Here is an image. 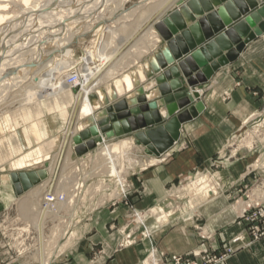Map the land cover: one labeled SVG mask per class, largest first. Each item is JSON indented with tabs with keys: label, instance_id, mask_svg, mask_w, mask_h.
I'll return each mask as SVG.
<instances>
[{
	"label": "bare ground",
	"instance_id": "6f19581e",
	"mask_svg": "<svg viewBox=\"0 0 264 264\" xmlns=\"http://www.w3.org/2000/svg\"><path fill=\"white\" fill-rule=\"evenodd\" d=\"M129 1L0 0V66L9 71L8 74L0 72V110H10L15 106H19L21 118L25 120L30 119L33 115V111L26 105L42 104V109L38 111L40 118L35 124L41 145L28 149L31 140L27 129L23 126L17 130V125L14 123L10 127L12 129L10 137L4 138L2 142L0 141V154L3 151L7 153V158L2 159L0 157V166L3 165L5 160H11L7 166L9 174L4 178L0 198L8 204L15 200L19 201V213L34 232L32 258L36 264H49L55 256L63 251L64 246L59 244L58 240L49 247V241L45 234L46 226L52 218L59 215L62 206L68 205L73 201V198H77V195L83 191L82 189L85 186V182L83 184L75 181V194L73 196L72 193L65 192V195L59 190L61 186L67 185V182L65 183V180L61 177L65 170L64 167L68 164L70 150L73 152L72 137L95 124V115L105 107L107 100L113 97L122 99L144 83L143 67H145L150 53L139 62L131 73L114 78L111 82L105 84V89L97 85L109 76L116 65L123 62L126 52L127 55L130 52L132 54L133 48L147 42L144 48L146 51L150 41H153V44L161 42L153 30L152 24L168 13L171 5H175L177 2V0H142L146 7L139 9L138 12L134 10V12H137L136 15L127 13L116 19L115 15L119 12L123 13L125 11L123 6ZM107 3L114 5L115 9L108 18L104 19L101 12ZM93 18L99 20V24L101 22L107 23L110 19L114 20L110 21L115 27L113 26L114 29H112V26L106 25L104 32L98 35L101 38L97 49L86 50L82 64H79L78 68L74 69L71 74L64 76V73L62 74V72H65L63 71L64 67L59 70L63 57L57 59L59 57L58 53H62V56L70 55L71 51H66L67 47L79 36L87 34H81V32L85 24ZM18 31L21 33L17 37ZM9 39H11V42H8ZM24 40L26 43L23 42ZM15 51L22 55L19 57L16 53L17 56L13 53ZM137 61L138 58L133 59L132 64H137ZM76 88H79V90H76ZM92 94L95 97H92ZM46 99H52V103L50 102V105L46 104ZM66 111L68 113L65 114L67 118L63 122V140L58 144V151L52 154L51 150L55 147L56 139L50 137V131L45 123L46 121L44 122V118L45 115L53 114L64 117L63 113H66ZM4 125L6 128L7 124ZM2 126L0 123V130L4 129ZM67 136L69 139L65 143ZM132 146L137 147L131 138L108 141L99 145L96 148L97 151L89 152L87 155L78 158L79 163L85 167L89 162L88 155L95 153L93 160L96 169L100 170L101 174L115 177V180H110L113 185L110 196L117 199L127 193L124 188V179L129 170H133L137 166L143 168L146 164L145 161L131 155V152L135 150ZM23 149H26V151L22 152ZM62 152L61 164L63 163V169L60 171L61 176L59 173L60 178L56 186L53 187L51 184H53L54 173ZM163 155L167 156V152ZM9 157L13 158L10 159ZM164 160L165 158L162 159V161ZM42 164H48V169L45 168L48 177L38 184L41 185V188L37 187L36 189L35 187L38 186L36 185L33 187L34 190L31 188L17 197L12 191L9 175ZM260 168L264 169V163ZM211 180L209 175H199L191 184L183 186L180 191L185 193L195 189L204 192L208 198H213L216 195V189L211 185ZM99 186L101 189V183ZM260 188L262 189L259 190L260 198L263 200L264 181ZM105 196L103 195V197ZM159 211L162 213L161 209ZM73 216L74 214L71 213L69 218L72 219ZM135 218L136 221L138 220L137 225L144 230L143 232L141 229V237L149 238L151 232L146 229L144 218L138 217L137 214ZM131 235V233H128L124 237L128 241ZM145 261L144 264L155 262L154 253H151Z\"/></svg>",
	"mask_w": 264,
	"mask_h": 264
},
{
	"label": "crops",
	"instance_id": "0c3cea01",
	"mask_svg": "<svg viewBox=\"0 0 264 264\" xmlns=\"http://www.w3.org/2000/svg\"><path fill=\"white\" fill-rule=\"evenodd\" d=\"M174 6L171 5L168 10ZM161 45L162 42L153 44L150 41L137 64H132V60L128 59L130 62L116 65L97 86L103 87L114 78L131 73L135 68L117 76L123 69L136 67ZM235 74L240 76L237 79L240 85L234 82ZM205 88L199 93L205 106L204 111L181 126L180 138L167 152V156L163 155L159 159L147 157L142 147L132 146L141 154L137 158L146 164L129 181L131 188L127 196L120 198L115 205L111 203L94 209L86 214V219V215L79 212L78 215H84V219L73 228L68 226L66 231L70 233L67 238L69 243L62 245L63 251L49 264H144L154 250V260L160 259V253L165 254V259L173 256L189 257L192 252L204 250L220 255L237 236H242L244 243L249 245L235 251L223 264H264V239L251 242L246 224L237 219L242 203L236 208L229 203L230 199L238 196L237 192L243 185L252 183L251 176L244 178L241 175L239 160L227 161L228 169L221 171L218 181L221 192H216L213 198L195 189L197 194L193 190L185 193L180 192L181 189L178 191L183 179L213 165L217 154L220 155L226 149L228 139L237 134L242 121L258 110L260 96L264 94V35L245 46L237 60L220 69ZM225 91H230L228 99H223ZM239 136L240 133L236 137ZM256 167L259 168L260 163L252 164V169ZM211 185L215 187L214 179ZM124 188L126 190V184ZM178 193L182 196L191 194L186 207H180L176 202L174 205L171 200ZM252 194L254 197L259 196L256 200H261L259 191L255 190ZM106 196L114 198L110 194ZM0 203L3 210L11 206L2 198ZM133 212H138V217L144 218L145 227L151 232L149 238L140 236L142 228L133 224ZM66 231H63L62 238ZM128 233L132 235L127 241L124 235ZM61 254L64 255L62 258L54 260ZM0 264L17 262L5 263L0 257Z\"/></svg>",
	"mask_w": 264,
	"mask_h": 264
},
{
	"label": "water",
	"instance_id": "95a60500",
	"mask_svg": "<svg viewBox=\"0 0 264 264\" xmlns=\"http://www.w3.org/2000/svg\"><path fill=\"white\" fill-rule=\"evenodd\" d=\"M152 28L162 45L147 57L144 83L122 99L107 100L95 124L72 137L76 157L124 137L146 156L168 152L181 126L204 111L199 91L264 35V0H177ZM45 168L11 173L13 193L21 196L45 181Z\"/></svg>",
	"mask_w": 264,
	"mask_h": 264
},
{
	"label": "rangeland",
	"instance_id": "374dc122",
	"mask_svg": "<svg viewBox=\"0 0 264 264\" xmlns=\"http://www.w3.org/2000/svg\"><path fill=\"white\" fill-rule=\"evenodd\" d=\"M144 7L146 6L144 5V2H142V0H130L129 2L125 3V5L123 6V10H125L124 12L126 13L119 12L117 15H115V17L116 19L121 18V16L127 13L131 15L134 13L133 15H136L139 9H142ZM114 9H115V6L112 5L111 3L105 4L101 12V14L103 15L102 17L104 19L108 18L110 16V13ZM134 10L137 12H134ZM109 21L107 23L101 22V24H99L100 23L99 20H95V18L91 19L87 24H85L86 29L84 27V29L81 32V34L83 33H87V34L79 36L72 42L71 44L72 46L70 45L67 47L68 49L66 51H71V54L62 56L63 55L62 53H58L59 57H57V59H60L63 57V59L61 60L62 61L61 65L59 66V68L60 67L61 68L59 70H62L63 69L62 67H64L63 71L65 72H62V74L64 73L63 74L64 76L71 74L74 71V69L78 68L79 64H82V61L85 58L84 52L86 50H89L92 48L97 49V45L99 44V41L101 38V36L98 37V35L104 32L106 25H109L110 27L111 26L115 27V25L111 24V21H114V20H111L110 22ZM114 27L112 29H114ZM20 33L21 32L19 31L17 32V37H18V34ZM8 42H11V39H9ZM23 42L26 43L25 40ZM146 43L143 45H138V47L136 46V48H133L132 54H130L131 52L129 53L130 55L129 54L127 55V52H126L124 54L125 57L122 63H126V62L128 63L135 58H140V57L142 58L143 52L145 51L144 48L147 45ZM13 53L14 54L18 53L19 57L22 55V54H19L18 51H15ZM134 68L136 67L130 66L126 69H123L119 71L117 76H120L124 72L133 70ZM4 69L5 67L0 66V72H5L4 74H8L9 71L4 70ZM56 77L58 78L59 76H56ZM234 78H235V81H234L235 84L240 85L239 84L240 82H238L237 80V79H240L239 74H235ZM102 86H103L102 89H105L106 86L105 85H102ZM77 89L79 90V88H76V90ZM229 95H230V91H225V94L223 95V99H228ZM92 97H95V96L92 94ZM51 100L52 99H46L45 103L50 105L52 103ZM26 106L30 107V109L33 111V115L30 119H25V120L21 118L19 106H15L13 109H10V110H7V109L0 110V123L1 125H3L2 127L4 128L3 130H0V141L1 142L4 140V138L10 137V135L12 134L11 133L12 129L10 127H11V124L14 123L17 125L16 126L17 130H19V127L21 128L23 126L27 129L28 136L30 137V140H31V145L28 147V149L36 148L42 144L41 141L38 139V131L35 126L38 119L40 118L38 111L42 109V104L34 103V104L26 105ZM67 113L68 111H66V113H63L64 117H60L59 114L45 115L44 122L46 121L45 123L47 124L49 128V131H50L49 135L50 137L56 139L55 147L53 150H51L52 154H55V152L58 151V144H60L63 140V135H62V132L64 129L63 122L66 121L67 116L65 114ZM263 122H264V94L260 96V104H259L258 110L252 113L249 117H247L245 120L242 121L240 128H238L239 130L237 131V134H234L228 139L227 144H226V149H224L220 153V155L217 154L216 158L213 160V165L210 168H206L205 170L196 171L192 175L183 179L182 182L180 183V186H179L180 188H178V191H179L183 186L191 184V182H193L197 176L206 174V175H209L210 177L212 176L211 179H214L215 189L217 190L216 191L217 194H219L221 190L218 185V181L220 180L221 171L228 169L226 168L228 165L227 161H229L230 163L235 160H239L238 165L241 167V170H242L241 175L244 176V178L251 176L252 183L251 185L250 184L243 185L242 188L238 190L237 192L238 196L235 199H230L229 203L233 205L235 208L238 206V204L242 203V207L241 208L239 207V208L241 210L245 209L246 214L244 213L245 215L243 214L244 216H241L242 212L241 210H239L237 219L240 222L246 224V231H247V234L251 238V242L260 241L264 239V218L256 219L251 222H246L247 220H249V218H252L253 214H257L259 212L260 207L258 206L264 202V199L256 200L257 198H259V196L254 197L252 194L253 191L255 190L256 191L262 190L260 187H261V184L263 183L262 180H264V169L260 170V167L259 168L256 167L252 169V164L260 163V166H261L264 163V123ZM4 124H7L6 128ZM239 133H240V136L236 137L237 135H239ZM120 139H123V138H120ZM24 151H26V149L22 150V152ZM72 153L73 152L71 150L68 165L64 167L65 170L61 177V179L65 180L64 181L65 183L67 182V185L61 186L59 190L60 192H63L64 194L65 192L72 193V196H73L75 194L74 187L77 181L83 184L85 182L84 184L85 186L82 189L83 191L77 195V198H73V201L68 203V205L62 206L60 208L61 212L59 213V215L56 218H52L48 222V226H47L48 228L46 230L47 232L45 231V234H46L47 240L49 241L48 243L49 247H51L53 243L56 242L57 240L59 241V244L61 245H64V246L68 245L69 240H67V238L70 235L69 231L65 233L63 238H62V235H63V231H66L69 225L70 227L72 226L73 228L76 224H79L81 220L84 219L83 218L84 215L91 213L92 211H94V209L102 207L106 204H111V203L112 205H115L120 198L122 197L125 198L129 192L128 191L129 187L131 188L129 181L141 169L139 166H137L133 170H129V173L127 174L125 178L127 193L124 196H121L120 198L115 199V200L114 198L109 199L110 197H107V196L103 197V195H107L111 193V189L113 185L110 182V180L112 181L113 178L110 176H106L104 173L101 174L100 170L96 169V165L93 160V155L95 153L90 154L89 162L85 166L86 168L80 165L78 157H76L74 153L73 154ZM131 155L132 156L135 155L134 157L141 156V154L137 153L136 150L132 151ZM0 157L2 159L7 158V153L3 151L0 154ZM223 158L225 159L223 160ZM9 161L11 160H5L3 165L0 166V196L2 195L1 190L3 189L2 187H3L4 178L9 174L8 169H7ZM243 164L244 166H242ZM62 165L63 163L58 168H56L57 173L55 170L54 174L56 175H55V178H53L54 179L52 182L53 184H51V186L53 187L56 186L61 176L60 171H62L63 169ZM42 168H45L44 164L29 168L27 170L18 171V172H27V171H32V170H39ZM59 173H60V176H59ZM71 181L73 182L71 183ZM100 183L103 189L99 188ZM40 186L41 185H38L35 188L37 189V187L39 188ZM35 188H32V189L34 190ZM182 193H184V191ZM193 193H196V192L193 190ZM189 196L190 195L182 196V194L178 193L171 200L174 201V205L176 202V205L180 207H186L187 205L186 203L188 201ZM18 202H19L18 200H15L13 203L11 202V206H9V208L5 210L1 209L2 206H0V209H1L0 210V253H1L0 257H1V260L4 261L5 263L8 261L9 262L12 261V262H17V264H36L35 262H33V258H32V255L34 253V247H33L34 232L32 231V229H30V226L23 220L22 215L19 213ZM72 210L75 213H74L73 218L70 219L69 215L73 212ZM79 212L80 214H84V215L79 216L78 215ZM136 214H139V213L133 212L132 216L134 217L131 216L134 221H136V218H135ZM86 218H87V215L85 219ZM137 222L138 220L136 221V223H133V224L136 225ZM254 227L257 230V233H256L257 235L256 237L258 238L257 240L254 239L253 234H252V230L254 229ZM238 238H240V241H235ZM209 239H210V236H209ZM244 244H245L244 238L242 236H237L228 243V245L223 249V253L220 255H214L212 254L211 251L204 250L200 252H192V254L189 257H178V256H173V257L180 258V264H186V262H195L197 264H223L233 256L235 251L242 249L243 247L249 245V244H245V245ZM62 254L56 257V259L54 260H58L59 258H62L64 256ZM155 255H156V252H155ZM158 255L159 256L161 255L160 259H155V260H158V263L174 264V261L172 260L173 257L165 259V254L160 253ZM202 258L204 260H202ZM206 260L208 261L207 263H206ZM149 264H151V262Z\"/></svg>",
	"mask_w": 264,
	"mask_h": 264
},
{
	"label": "built area",
	"instance_id": "2783aa9c",
	"mask_svg": "<svg viewBox=\"0 0 264 264\" xmlns=\"http://www.w3.org/2000/svg\"><path fill=\"white\" fill-rule=\"evenodd\" d=\"M71 80H74V79H71ZM258 207H260L259 208L260 209L259 212L257 214H253L252 218H249V220H247L246 222H251V221H254L256 219H262V218H264V202L261 205H259ZM244 213L246 214L245 209L242 210L241 216H244L245 215ZM256 233H257V230L254 227V229L252 230V234H253V237H254L255 240L258 239L256 237L257 236ZM235 241H240V238L236 239ZM235 241H233V242H235ZM154 254H155V250H154ZM196 256H197V254H196ZM172 260L174 261V264H180V258L173 257ZM202 260H204V259L202 258ZM207 262L208 261L206 260V263ZM151 264H158V261H155V262L153 261V262H151ZM186 264H197V263H195V262H186Z\"/></svg>",
	"mask_w": 264,
	"mask_h": 264
}]
</instances>
